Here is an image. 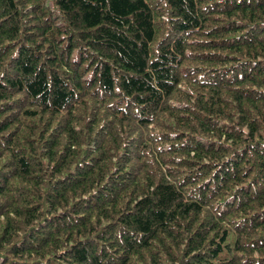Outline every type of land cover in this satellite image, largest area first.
<instances>
[{
	"label": "trees",
	"instance_id": "trees-1",
	"mask_svg": "<svg viewBox=\"0 0 264 264\" xmlns=\"http://www.w3.org/2000/svg\"><path fill=\"white\" fill-rule=\"evenodd\" d=\"M0 264H264V0H0Z\"/></svg>",
	"mask_w": 264,
	"mask_h": 264
}]
</instances>
